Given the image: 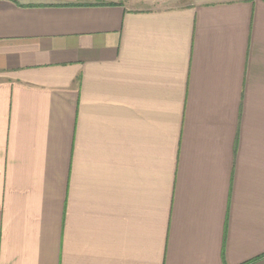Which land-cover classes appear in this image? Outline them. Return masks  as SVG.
Instances as JSON below:
<instances>
[{
    "label": "crops",
    "instance_id": "obj_1",
    "mask_svg": "<svg viewBox=\"0 0 264 264\" xmlns=\"http://www.w3.org/2000/svg\"><path fill=\"white\" fill-rule=\"evenodd\" d=\"M0 264H264V0H0Z\"/></svg>",
    "mask_w": 264,
    "mask_h": 264
},
{
    "label": "rangeland",
    "instance_id": "obj_2",
    "mask_svg": "<svg viewBox=\"0 0 264 264\" xmlns=\"http://www.w3.org/2000/svg\"><path fill=\"white\" fill-rule=\"evenodd\" d=\"M199 1V0H198ZM201 2H203V1H207V0H200ZM197 2V1H196ZM194 3H195V1H194Z\"/></svg>",
    "mask_w": 264,
    "mask_h": 264
}]
</instances>
